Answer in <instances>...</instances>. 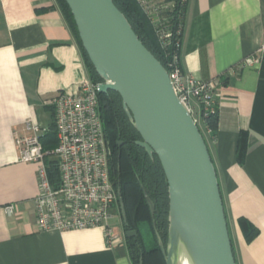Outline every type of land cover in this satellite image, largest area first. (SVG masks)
<instances>
[{
  "label": "crops",
  "instance_id": "crops-1",
  "mask_svg": "<svg viewBox=\"0 0 264 264\" xmlns=\"http://www.w3.org/2000/svg\"><path fill=\"white\" fill-rule=\"evenodd\" d=\"M184 24L183 73L215 86L219 128L206 140L236 263L264 264V0H188ZM85 79L88 69L55 0H0V264H132L122 225H111L121 240L114 247L102 228L39 231L37 165L19 162L25 124L41 126L46 115L53 122L52 100ZM241 132L247 154L239 161ZM243 221L258 231L251 240Z\"/></svg>",
  "mask_w": 264,
  "mask_h": 264
},
{
  "label": "water",
  "instance_id": "water-1",
  "mask_svg": "<svg viewBox=\"0 0 264 264\" xmlns=\"http://www.w3.org/2000/svg\"><path fill=\"white\" fill-rule=\"evenodd\" d=\"M82 46L102 79L99 94L117 92L141 136L136 144L157 156L169 188L166 264H237L216 168L193 117L178 99L170 72L144 46L113 0H65ZM120 145L122 143L120 142ZM124 215V204L118 192ZM155 213V205L146 195ZM131 239L137 231L125 234Z\"/></svg>",
  "mask_w": 264,
  "mask_h": 264
},
{
  "label": "built area",
  "instance_id": "built-area-1",
  "mask_svg": "<svg viewBox=\"0 0 264 264\" xmlns=\"http://www.w3.org/2000/svg\"><path fill=\"white\" fill-rule=\"evenodd\" d=\"M137 1L152 17L159 38L170 40L171 31L163 28L158 18L170 6H158L155 0ZM168 66L179 101L198 124L202 105L207 111L215 102L214 84L185 75L178 54L171 56ZM98 85L90 78L85 79L75 92H60L52 100L57 133L54 150L44 152L40 136L48 129L32 121L25 124L28 134L17 139V148L19 162L37 165L36 224L39 231L102 228L107 244L114 247L121 240L108 221L119 214V196L110 176L109 146L99 114ZM47 158L57 162L58 185L49 177ZM13 211V206L6 208L9 216Z\"/></svg>",
  "mask_w": 264,
  "mask_h": 264
},
{
  "label": "trees",
  "instance_id": "trees-1",
  "mask_svg": "<svg viewBox=\"0 0 264 264\" xmlns=\"http://www.w3.org/2000/svg\"><path fill=\"white\" fill-rule=\"evenodd\" d=\"M55 1L77 41L88 69L89 78L96 84L101 83L102 79L95 71L82 46L68 4L65 0ZM113 1L125 15L144 46L170 71L168 60L174 54L179 56L181 54L188 0H168L171 2V6L158 16L162 21L163 28L172 33V37L168 41H162L159 38L152 17L144 11L137 0ZM178 43L179 47H177ZM98 97L99 114L109 146L110 176L117 192L121 193L124 204V215L119 204L122 227L125 233L138 232L137 237L126 238L132 264H166L160 241L166 248L169 230V188L162 165L157 156L150 157L145 149L136 144L141 140V136L124 110L121 96L117 92L109 91L99 94ZM197 125L207 144L206 132L215 136L219 128V108L215 102L207 111L202 105V117ZM47 129L40 136L44 152L52 151L57 146L54 117L52 124ZM247 137L246 132H241L237 149L239 161H242L247 154ZM46 162L52 183L58 185L59 173L56 160L47 158ZM146 195L155 205L154 214L151 213L148 206ZM241 227L247 240H251L258 233L257 229L249 222L243 221ZM144 232H146L151 245H148Z\"/></svg>",
  "mask_w": 264,
  "mask_h": 264
},
{
  "label": "rangeland",
  "instance_id": "rangeland-1",
  "mask_svg": "<svg viewBox=\"0 0 264 264\" xmlns=\"http://www.w3.org/2000/svg\"><path fill=\"white\" fill-rule=\"evenodd\" d=\"M155 3H157L158 6H165V5H169L171 6V2H169L168 0H155ZM41 126L45 129H47L49 127V125L52 123V118L50 115H46L45 119L42 120L41 122ZM108 223L112 226L116 225V226H121L122 225V220L121 217L119 216H115L114 218L110 219L108 221ZM144 235L146 236V240L148 242V245H151L150 240L146 234V232H144Z\"/></svg>",
  "mask_w": 264,
  "mask_h": 264
},
{
  "label": "bare ground",
  "instance_id": "bare-ground-1",
  "mask_svg": "<svg viewBox=\"0 0 264 264\" xmlns=\"http://www.w3.org/2000/svg\"><path fill=\"white\" fill-rule=\"evenodd\" d=\"M182 261H183V264H189L190 263L189 262V258H188V256L185 253H183Z\"/></svg>",
  "mask_w": 264,
  "mask_h": 264
}]
</instances>
